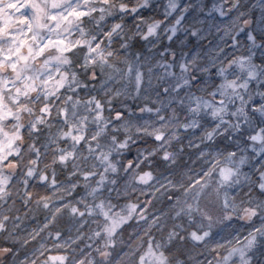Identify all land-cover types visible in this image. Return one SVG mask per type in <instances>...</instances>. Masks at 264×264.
I'll return each mask as SVG.
<instances>
[{
	"label": "clouds",
	"instance_id": "obj_1",
	"mask_svg": "<svg viewBox=\"0 0 264 264\" xmlns=\"http://www.w3.org/2000/svg\"><path fill=\"white\" fill-rule=\"evenodd\" d=\"M0 264H264V0H0Z\"/></svg>",
	"mask_w": 264,
	"mask_h": 264
}]
</instances>
